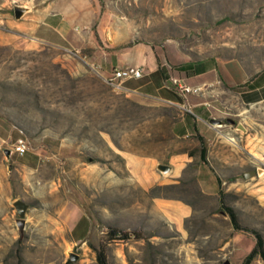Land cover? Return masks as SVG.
<instances>
[{
  "label": "rangeland",
  "instance_id": "obj_1",
  "mask_svg": "<svg viewBox=\"0 0 264 264\" xmlns=\"http://www.w3.org/2000/svg\"><path fill=\"white\" fill-rule=\"evenodd\" d=\"M56 1L0 0V130L44 150L38 168L11 165L0 174L10 184L0 183V264H98L99 243L110 264H241L255 237L233 228L219 190L238 222L264 238V171L244 177L264 169V102L251 112L241 102L249 82L264 96V0H93L96 20L75 27L74 42L61 46L31 32ZM15 5L28 8L19 19ZM139 43L151 48L175 101L192 99L177 95L176 85L198 67L233 59L245 68L248 80L226 88L212 116L242 146L233 161L220 159L226 151L209 154L220 184L200 187L194 163L178 178L164 175L168 183L146 188L137 181L131 159L142 160V168L151 162L148 169L162 174L157 164H168L180 146L173 123L187 113L162 99L153 83L138 88L145 75L120 86L107 81L111 51ZM248 132L258 138L252 154ZM158 198L187 201L192 212L176 226L155 206ZM16 200L26 203L23 215ZM250 264L264 261L256 255Z\"/></svg>",
  "mask_w": 264,
  "mask_h": 264
},
{
  "label": "crops",
  "instance_id": "obj_2",
  "mask_svg": "<svg viewBox=\"0 0 264 264\" xmlns=\"http://www.w3.org/2000/svg\"><path fill=\"white\" fill-rule=\"evenodd\" d=\"M96 7L93 0H57L52 12L44 15L41 20L32 29L33 36L39 41L54 44L66 45L74 42V28H87L96 20ZM105 45H110V40H101ZM84 42L80 41L78 46L82 47ZM108 43V44H107ZM110 49V46H108ZM100 48V47H99ZM111 55V57H110ZM234 65V66H233ZM125 66H141L146 76L144 83L138 85V88L149 87L152 83L157 90H161V98L186 109L173 123L172 129L175 136L180 139L178 150L172 153L168 164L172 167L168 177L178 178L182 175L184 169L192 163L198 164V172L202 175L198 178L200 187L207 186L208 182L215 184L216 178L207 165L208 156L213 153L219 158L223 151L227 154L220 159L233 161L238 148L242 146L231 137L222 134V121L212 117L215 111L223 105L220 95L226 88L232 89L248 80V74L244 75L245 68L236 60L218 61L210 68H204L203 72L195 73L190 76L181 77V80L190 87H200L198 93H191L192 99L189 102L175 101L172 98L171 90H168L164 84H161V72L155 63L154 54L151 48L145 44H134L132 46H122L109 54V63L104 68L105 72L110 73V69ZM233 66V68H230ZM237 71L243 77L236 76ZM262 73L258 74L260 76ZM255 76L254 78H256ZM125 81H128L125 80ZM259 86H253L250 82L248 89L244 92L246 98L241 102L246 106L249 112L260 103L264 102V96L257 95ZM177 95H183L180 91ZM175 97V96H174ZM185 106L187 108H185ZM232 119L227 118L231 125ZM238 124V123H237ZM236 128L238 129V125ZM243 131V130H242ZM19 137L17 132L12 130H0V174L9 173V167L14 165L15 169L29 171L38 168L44 156L43 151L29 146V149L22 155L13 152L7 158L4 154V148H11L12 143ZM242 134H239V139ZM247 153L252 154L253 149H258V138L251 132L246 134ZM204 151V152H203ZM202 152L205 157L202 159ZM13 155H15L13 157ZM144 163V162H143ZM142 160L132 158L130 166L134 168V175L143 187H150L157 180L161 183H168L164 174L151 172L149 168L151 162H147L142 168ZM141 169V170H140ZM1 176V175H0ZM3 186H10L9 182ZM204 190V189H202ZM155 206L166 216L174 225L180 226L185 218L192 212V205L183 200H172L158 198L154 200ZM80 240V239H79Z\"/></svg>",
  "mask_w": 264,
  "mask_h": 264
},
{
  "label": "trees",
  "instance_id": "obj_3",
  "mask_svg": "<svg viewBox=\"0 0 264 264\" xmlns=\"http://www.w3.org/2000/svg\"><path fill=\"white\" fill-rule=\"evenodd\" d=\"M202 70L204 71V68L198 67L194 71H195V73H199ZM203 152H202V159L204 160L205 155ZM216 181H217V183L220 184V180L218 177H216ZM219 196H220V198H219L220 206L228 214L233 228L235 230H245L247 232H250L255 237V244H254L253 248L249 251L248 254L245 255L241 264H250L256 255H259L261 257V259L264 261V238H263L262 234L257 229H255L253 227L242 226L238 222L237 215H236L233 207L225 204L224 199H223V192L221 190H219ZM130 234H132L136 237H139V235L135 232H132V233L124 232L122 234V236L124 238H128ZM113 235H116V233H114ZM96 259H97L98 264H110L108 261V258H107L105 243H99L98 248H97Z\"/></svg>",
  "mask_w": 264,
  "mask_h": 264
},
{
  "label": "built area",
  "instance_id": "obj_4",
  "mask_svg": "<svg viewBox=\"0 0 264 264\" xmlns=\"http://www.w3.org/2000/svg\"><path fill=\"white\" fill-rule=\"evenodd\" d=\"M144 76V69L141 66H125L120 68H113L109 75L107 76V81L110 84L120 86L127 79H139ZM177 83V80L174 81ZM177 89L182 94L187 93H198L200 87H190L186 84L177 83ZM29 149V143L27 139L23 136H19L11 145V150L17 154H24Z\"/></svg>",
  "mask_w": 264,
  "mask_h": 264
},
{
  "label": "water",
  "instance_id": "obj_5",
  "mask_svg": "<svg viewBox=\"0 0 264 264\" xmlns=\"http://www.w3.org/2000/svg\"><path fill=\"white\" fill-rule=\"evenodd\" d=\"M27 9L28 8L25 7V6L15 5L14 8H13L14 17L16 19L21 18L22 15L27 11ZM231 121L233 123V120H231ZM237 125H238L237 126L238 129L244 130V127L240 123H238ZM3 152L6 155V157L9 158L10 154L12 153V150H11V148L6 147V148H4ZM171 168L172 167L169 164H166V163H158L157 164V169L164 175H167L171 171ZM260 169L264 171L263 168H258L257 170L246 171V172H244V177L245 178H249L250 176H252L255 173H257L259 175V170ZM14 205H15V207L17 209V212L20 215H23L24 214V210L26 208V203L23 202L22 200H16L14 202ZM21 223H22V221L19 220V224L20 225H21ZM74 258H75V256H74V254H72L70 256V259H74Z\"/></svg>",
  "mask_w": 264,
  "mask_h": 264
}]
</instances>
